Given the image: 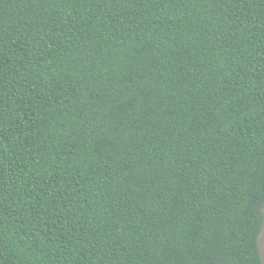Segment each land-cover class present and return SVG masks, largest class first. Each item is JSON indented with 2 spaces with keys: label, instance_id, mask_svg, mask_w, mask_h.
Listing matches in <instances>:
<instances>
[{
  "label": "trees",
  "instance_id": "16d2710c",
  "mask_svg": "<svg viewBox=\"0 0 264 264\" xmlns=\"http://www.w3.org/2000/svg\"><path fill=\"white\" fill-rule=\"evenodd\" d=\"M264 0H0V264H262Z\"/></svg>",
  "mask_w": 264,
  "mask_h": 264
},
{
  "label": "rangeland",
  "instance_id": "374dc122",
  "mask_svg": "<svg viewBox=\"0 0 264 264\" xmlns=\"http://www.w3.org/2000/svg\"><path fill=\"white\" fill-rule=\"evenodd\" d=\"M263 214H264V210H263ZM259 246H260L261 258H262V264H264V224L262 227V231L259 235Z\"/></svg>",
  "mask_w": 264,
  "mask_h": 264
}]
</instances>
